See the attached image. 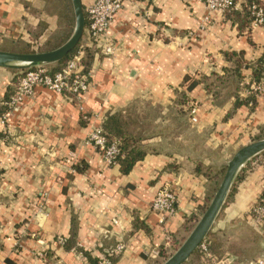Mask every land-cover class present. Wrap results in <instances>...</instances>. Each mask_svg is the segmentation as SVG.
<instances>
[{
    "label": "crops",
    "instance_id": "0c3cea01",
    "mask_svg": "<svg viewBox=\"0 0 264 264\" xmlns=\"http://www.w3.org/2000/svg\"><path fill=\"white\" fill-rule=\"evenodd\" d=\"M94 2L82 0L85 8ZM43 6V0H0V37L26 40ZM107 37L114 51L92 52V84L80 101L36 86L11 112L17 70L0 66V264H93L86 253L101 264L111 252L113 264H157L162 248L186 239V223L209 203L211 180L193 167L214 164L213 153L223 157L262 132L264 96L254 108L236 107L235 94L218 97L205 79L225 76L234 67L225 53H240L235 82L247 99L245 83L260 77L264 25L240 31L202 0H126ZM187 75L199 84L181 104ZM112 115L135 135L148 133L145 157L126 174L86 144ZM194 135L204 138L197 147ZM258 156L210 232L226 233L243 251H227L235 264H250L264 250V227L252 213L264 190ZM167 183L178 192L179 207L161 222L151 205ZM119 244L124 248L117 252ZM194 254L184 264H204Z\"/></svg>",
    "mask_w": 264,
    "mask_h": 264
},
{
    "label": "built area",
    "instance_id": "2783aa9c",
    "mask_svg": "<svg viewBox=\"0 0 264 264\" xmlns=\"http://www.w3.org/2000/svg\"><path fill=\"white\" fill-rule=\"evenodd\" d=\"M126 0H95L94 3L86 7L89 18L88 39L82 42L79 50L67 61L61 71L52 73L47 67H34L29 69L17 78L15 83V93L8 101L11 112L19 107L26 97L32 95L36 86H44L68 97L81 100L82 97L91 88V72L86 71L83 65V57L88 48L93 46L100 49L103 54L109 55L114 51V45L107 37V31L113 23L118 11L122 9ZM208 10L212 13H218L224 17L227 9H236L243 0H202ZM251 9L254 19L252 26L264 25V8L258 4H253ZM262 71L258 79L253 82L247 81V94L264 96V49L262 53ZM250 84V85H249ZM252 105V102L250 103ZM192 112H195L193 108ZM86 144L98 149L109 165H117L118 158L122 155L121 142L118 138L111 135L103 128V125L93 128L87 138ZM152 209L158 212L165 222L168 218L176 214L179 207V194L171 184H163L158 189L153 201ZM254 220L264 227V190L262 191L253 210ZM124 248L119 244L115 251H121ZM200 255L204 264H235L234 257L226 255L218 257L209 248L206 239L199 247ZM111 252L103 258L101 264H113ZM89 264V263H87ZM250 264H264V253L257 259L250 261Z\"/></svg>",
    "mask_w": 264,
    "mask_h": 264
},
{
    "label": "trees",
    "instance_id": "16d2710c",
    "mask_svg": "<svg viewBox=\"0 0 264 264\" xmlns=\"http://www.w3.org/2000/svg\"><path fill=\"white\" fill-rule=\"evenodd\" d=\"M236 1L238 0H235V2ZM253 4H258L260 7L264 8V2L262 0H243L242 2H240V6L237 7L236 9H227L225 11L224 16L227 19L236 23L240 31H243L244 29H249L251 22L254 19V14L251 9V6ZM84 13L86 16V32L85 33L87 34V36H89V33H88L89 18H88V14H87L85 7H84ZM62 14L68 15L67 10L66 12ZM68 37L69 36H67L66 39L63 41H66ZM82 41L83 42L85 41V37L82 38L79 45L71 53H69L63 60L52 64V66L50 67L52 73L61 71L65 67L67 61L79 50V47L81 46ZM25 46L28 47V44L26 43ZM27 49L25 48V51H27ZM95 51H97V49L95 46H93L91 48H88L85 52V55L83 57V65L86 71H89V69L91 68V63H92V58H93L92 52H95ZM225 55L228 60H231L233 62L234 67L229 68L227 70V74L223 77L218 76V75L217 76L213 75L215 77L206 78L205 80L207 81L208 86L210 88L215 89V93L217 94L218 97H222L225 94L227 95L235 94V96L237 97L236 107L240 106L243 103L250 104L252 102L251 107L254 108V106L256 105L255 96L250 95L247 99H242L238 92L239 85H237L235 82V77H240L241 75V68L243 65L241 54L235 53V52H226ZM261 71H262V59L259 60V63L257 65V69H256L257 76L259 74L261 75ZM22 73H23L22 69L20 71H17L16 77H15V83L17 82L18 76ZM198 84H199V81L197 80L195 75H187L184 80V86H186V91H183L180 93L179 98H178L179 103L181 104L186 103L188 101L187 92H191L192 90H194L198 86ZM128 124L129 123H127V121H123V119H121V117L118 115L110 116L107 119V121H105L103 124V128L106 131H108L111 135H114L116 138H118L121 142L122 155H120L118 158V164L121 166V170L125 174L129 173L134 167V165L139 160L145 157L146 151L143 148V145H144L143 140H145L148 135L146 131L144 133V130L142 134V129L139 135L133 134L132 130L129 129ZM261 134H264V127L262 128ZM192 137H193V141L195 142L196 147L202 144L204 140V138L200 139L199 135H194ZM213 156L215 157L214 164L205 166L202 163H197L193 167L195 172L202 173L208 176V178L211 180L207 202H210L211 198L217 191V187L221 181V177L227 165V162L224 161L223 158L220 155H218V153H213ZM246 170L247 168L244 169L237 176L236 181L234 185L232 186V189L227 198L226 204H228L229 201L233 199V196L237 190V184L243 179V176ZM197 221L196 219H193V221L190 219L186 223L185 231L187 232V234L191 233ZM74 238H75V231H72V237L66 241V247L68 249L72 248L73 244L75 243ZM184 239H185L184 237L182 239L176 238L172 241L171 245H169L168 247H163L161 250V257H162L161 261H159L157 264L164 263L181 246V244L184 242ZM206 242L208 243L209 248L212 251V253H214L218 257L226 256L227 251H235L237 255H240V256L243 255V251H240L239 248L234 245L235 241H232L226 233L220 234V233L212 232L206 238ZM263 253H264V250L261 252V254ZM86 254L88 255L89 260H91L93 264H98L96 260L90 257V254L88 253ZM194 255H196L197 259L199 260L200 259L199 258L200 249H198ZM259 256H257V258ZM111 259H112V262L115 261V258L113 259V257H111ZM190 264H203V263L191 262Z\"/></svg>",
    "mask_w": 264,
    "mask_h": 264
},
{
    "label": "water",
    "instance_id": "95a60500",
    "mask_svg": "<svg viewBox=\"0 0 264 264\" xmlns=\"http://www.w3.org/2000/svg\"><path fill=\"white\" fill-rule=\"evenodd\" d=\"M74 8L76 25L70 38L59 47L41 52H13L0 50V66H39L52 64L63 60L81 42L86 32V16L82 0H71ZM264 152V138L255 140L241 147L229 160L224 177L205 208L202 216L196 222L193 230L181 246L163 264H184L209 236L212 227L226 204L229 193L242 168L256 155Z\"/></svg>",
    "mask_w": 264,
    "mask_h": 264
},
{
    "label": "rangeland",
    "instance_id": "374dc122",
    "mask_svg": "<svg viewBox=\"0 0 264 264\" xmlns=\"http://www.w3.org/2000/svg\"><path fill=\"white\" fill-rule=\"evenodd\" d=\"M43 2H44L43 11L39 12V14L37 13L38 11H36V14L41 18V20L36 26L32 24V26L28 28L29 34H30L29 37L27 36L26 40L22 38L13 40L12 38L6 39L3 37H0V50H7V51H13V52H27V53L48 51V50L57 48V46H59L60 44L62 45L70 38V36L74 32L75 25H76V18H75L72 1L71 0H43ZM66 10H67L68 15L62 14L66 12ZM46 16L48 19L49 17H52L53 20H51L50 24L49 22L47 23L46 20L43 19ZM54 19H56V21ZM67 36H69L67 40L63 41L66 39ZM26 43L28 44V47L25 46ZM25 48L26 49L28 48L27 51H25ZM52 64H40L38 67H47L51 70L50 67L52 66ZM12 65H17V66H11L17 71H20L21 69L23 70V72L29 70L28 69L29 66H21L20 64H16V63ZM34 67L37 68V66H33L31 69H33ZM261 133L258 135H255V137H253L251 140L245 141L244 144L247 145L255 140L263 139L264 134H261ZM200 139H202V137H200ZM241 147H243V144ZM239 149H234L231 152H229V154L222 155L223 160L226 161L228 164L229 160L234 156V154ZM258 155H260L258 157L263 158L264 152H261ZM250 161L248 163H250ZM247 167H249V164L246 163L245 166L240 171V173ZM226 168H227V165H226ZM225 172H226V169L223 172L221 181L224 177ZM249 253H253L252 247L250 248Z\"/></svg>",
    "mask_w": 264,
    "mask_h": 264
}]
</instances>
